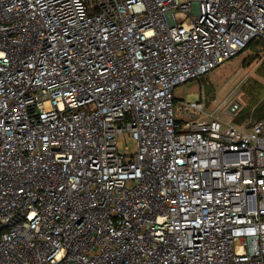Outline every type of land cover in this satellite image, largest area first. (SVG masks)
Wrapping results in <instances>:
<instances>
[{"label":"built area","instance_id":"built-area-1","mask_svg":"<svg viewBox=\"0 0 264 264\" xmlns=\"http://www.w3.org/2000/svg\"><path fill=\"white\" fill-rule=\"evenodd\" d=\"M250 42L264 0H0V264H264V115L173 94Z\"/></svg>","mask_w":264,"mask_h":264},{"label":"rangeland","instance_id":"rangeland-1","mask_svg":"<svg viewBox=\"0 0 264 264\" xmlns=\"http://www.w3.org/2000/svg\"><path fill=\"white\" fill-rule=\"evenodd\" d=\"M252 46L199 79L177 86L173 93L175 99L195 101L199 99V90H202L209 100L227 98L239 102V116L241 112H252L264 106V44ZM134 148L135 142L131 138L118 135L117 149L120 153H130Z\"/></svg>","mask_w":264,"mask_h":264},{"label":"trees","instance_id":"trees-1","mask_svg":"<svg viewBox=\"0 0 264 264\" xmlns=\"http://www.w3.org/2000/svg\"><path fill=\"white\" fill-rule=\"evenodd\" d=\"M252 45H263L262 43H258V42H250L248 44V46L246 47V49H250L251 47H253ZM245 49V50H246ZM264 63V61H263ZM264 115V106L257 108L256 110L252 111V112H247V113H242L239 116V120L237 119V121H240L242 119L245 118H250V119H258L261 118Z\"/></svg>","mask_w":264,"mask_h":264}]
</instances>
